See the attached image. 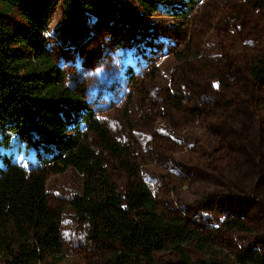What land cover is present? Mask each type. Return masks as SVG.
I'll list each match as a JSON object with an SVG mask.
<instances>
[{"label": "rangeland", "instance_id": "374dc122", "mask_svg": "<svg viewBox=\"0 0 264 264\" xmlns=\"http://www.w3.org/2000/svg\"><path fill=\"white\" fill-rule=\"evenodd\" d=\"M105 13L57 1L44 32L66 84L131 153L160 210L212 237L227 253L264 244V87L248 73L264 52V6L246 0H169L146 14L135 0H100ZM127 114V117L125 115ZM0 152L27 166L9 142ZM92 147L101 153L89 134ZM120 187L127 176L108 154ZM74 169L49 175L50 206L60 214L61 264H100L68 204L81 191ZM226 217L248 234L228 231ZM192 264L205 256L190 250ZM171 251L157 264H177Z\"/></svg>", "mask_w": 264, "mask_h": 264}, {"label": "trees", "instance_id": "16d2710c", "mask_svg": "<svg viewBox=\"0 0 264 264\" xmlns=\"http://www.w3.org/2000/svg\"><path fill=\"white\" fill-rule=\"evenodd\" d=\"M57 1L69 10L82 6L105 17L100 0H0L2 141L29 156L24 166L0 152V264H61L60 214L48 202L46 182L67 169L84 176L81 191L68 204L104 249L100 264H157L156 254L165 251L178 255L177 264H192L190 250L205 256L195 264H264L262 241L227 253L212 244L210 235L158 208L128 148L66 84L46 47L44 32ZM135 1L151 14L169 0ZM246 1L264 6V0ZM248 73L264 87V52L250 58ZM102 153L126 174L124 187L111 176ZM222 225L252 232L238 218L226 217Z\"/></svg>", "mask_w": 264, "mask_h": 264}]
</instances>
